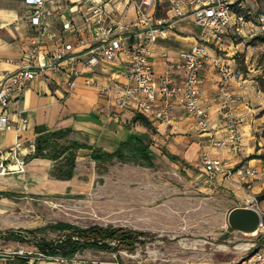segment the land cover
I'll return each instance as SVG.
<instances>
[{"label": "crops", "instance_id": "1", "mask_svg": "<svg viewBox=\"0 0 264 264\" xmlns=\"http://www.w3.org/2000/svg\"><path fill=\"white\" fill-rule=\"evenodd\" d=\"M235 2L237 6L245 7L244 2L240 0H235ZM47 6L57 11L48 20V32L41 38L47 48L53 49L62 41L76 45L80 37L90 39L92 32L91 28L87 27L88 5L84 0H48ZM108 6L109 9L113 8L111 4ZM114 7L121 12L118 19L124 21L135 19L132 6L122 3ZM29 13L30 7L26 4V0H0V87L5 81L6 74L16 71L23 63L28 45L39 38L37 28L29 20ZM65 21H71L73 27L64 29ZM247 30L259 31L257 25L252 20H248L242 32L231 33L218 47L209 48L210 58L201 70V96L204 102L212 104L209 119L213 127L212 132L216 139H226L231 145L232 141L227 136L222 116V105L216 98L219 73L213 61L219 57L229 63L231 68L242 69L234 55L239 52L246 53L245 63L249 65L251 73L245 74L242 69V79L232 85L233 90L240 96V102L235 106V110L245 129L244 148L240 151L230 145H212L209 132L199 130L196 120L189 116L180 105L173 107L171 122L156 120L142 114L136 104L127 109L119 108L116 92L112 90L108 94L103 90L107 86L114 88L123 79L118 73L117 63L86 68L83 64L86 56L81 54L77 58L80 70L78 74L71 71L72 61L68 60L64 63L63 69H49L35 77L21 93L13 96L8 107L12 129L0 128V158L8 159L10 167L15 168V159L8 154V150L19 140L21 142L20 153L27 163L23 171L12 170L7 174H0V229L15 227L16 223L19 226L15 228L27 227L20 225L22 222H14L6 217L12 206L17 203L23 206L24 199L28 195L40 197L43 194L81 192L85 187L96 183V175L93 174L95 176L91 177L88 172L84 171L86 165L89 164L93 165L94 171L97 170V162L91 158L92 150L88 148L78 150L75 173L71 179L52 177L50 169L53 160L35 156L38 126H46L53 131L71 128L72 131L60 139L62 142L78 140L94 148L110 152L117 150L121 141L127 140L132 134L143 136L145 144H147L146 139L158 140L165 146V158L172 161L168 153L173 154L177 156V160L184 161L189 167H196L201 154L205 151H209L213 157L228 159L233 163L262 166L264 159L258 155L260 149L257 150L250 131L255 110V107L251 106L256 101H261V95L258 92L257 83L250 76L254 70L252 59L255 50L249 48L251 47L249 44L251 32L248 33ZM199 33V26L193 17L189 16L178 20L168 31L166 37H159L150 55V61L156 73H164L170 62L177 60L183 51L191 48L197 42ZM235 35L243 37L242 41L234 42ZM93 45L95 43L89 41L83 49L87 50ZM181 75H178V78L183 76ZM73 81L76 83L72 86ZM136 114L145 116L151 123V127L141 120H134ZM24 119L28 120L27 130L21 129ZM148 146L153 152L151 146ZM110 164L107 163L108 168ZM200 169L204 171V168ZM204 174H206L205 171L200 173L202 176ZM104 179L106 178L103 175L98 178L99 181H104ZM214 180L227 181L222 177ZM259 180L262 181V185ZM257 182L260 184L254 185V189L258 187L259 191L263 190L264 176L261 175L254 184ZM233 183L229 184L233 186L235 193L239 197H244L245 188ZM13 223L15 226H11ZM96 224L107 226L100 223L93 225ZM45 225L47 224L43 222L28 227L38 228ZM4 248L0 254H10V251H5L7 248H24L28 251L24 254L12 253L10 254L13 256L11 259L0 257V264H19L15 261L16 256L22 260L28 259L27 264L130 263L129 258L123 256V250L114 252L88 248L76 253L73 257H64L45 255L39 251L37 246L29 249L25 242L16 240H6Z\"/></svg>", "mask_w": 264, "mask_h": 264}, {"label": "built area", "instance_id": "2", "mask_svg": "<svg viewBox=\"0 0 264 264\" xmlns=\"http://www.w3.org/2000/svg\"><path fill=\"white\" fill-rule=\"evenodd\" d=\"M47 1L26 0L30 7L29 20L37 28L40 39L28 45L23 63L16 71L6 74L0 87V128L12 129L8 107L15 94L21 93L40 73L63 69L68 60L72 61L71 71L78 74L77 58L84 54L86 68L117 63L118 73L123 79L114 88L107 86L103 90L108 94L112 90L116 92L119 108L127 109L136 104L142 114L171 122L173 107L180 105L196 120L199 130L209 132L212 145H230L226 139H216L212 132L209 120L212 104L204 102L201 96V70L210 58L209 48L218 47L231 33L242 32L249 20L250 13L235 7V0H84L88 5L87 27L91 28L92 36L90 39L80 37L76 45L62 41L53 49L47 48L41 40L48 32V20L57 12L47 6ZM122 3L133 7L134 20L118 19L121 12L114 6ZM109 4L113 5L112 9H109ZM161 7L166 9V17L158 15ZM189 16L200 27L197 42L183 51L177 60L170 62L164 73L157 74L150 61L153 45L159 37H166L178 20ZM257 21L258 28L264 32V13L258 16ZM63 27L71 29L72 22L65 21ZM89 41L95 45L83 49ZM213 63L219 73L216 98L222 105L225 129L232 141L230 146L240 151L244 148L245 129L235 110L240 96L232 85L242 79L243 71L231 68L219 57ZM180 74L183 76L178 78ZM75 83L73 81L71 85ZM21 129H28L27 119L22 121ZM20 145L18 140L8 150L15 159V168L10 167L8 159L0 158V174L25 169L27 163L20 153ZM200 160L211 180L222 177L246 190H253L256 179L264 176V164L257 167L233 163L213 157L209 151L203 152ZM243 264H264V247L256 250Z\"/></svg>", "mask_w": 264, "mask_h": 264}, {"label": "rangeland", "instance_id": "3", "mask_svg": "<svg viewBox=\"0 0 264 264\" xmlns=\"http://www.w3.org/2000/svg\"><path fill=\"white\" fill-rule=\"evenodd\" d=\"M240 2H244L245 7L236 4L235 7L250 13L249 20L258 27L264 0ZM158 15L166 17V9L161 7ZM258 30H247L252 35L249 34V48L255 50L254 70L250 76L261 95V101L251 106L255 110L250 131L257 150L260 149L258 155L264 159V32ZM233 39L238 43L243 37L235 35ZM234 56L245 74L251 73L245 63L246 53L239 52ZM146 143L153 150V164L148 165L143 157L127 153L110 162L108 171L102 174L106 178L104 181L98 180L102 175L94 171L93 165H86L84 171L97 177L93 186L85 187L81 192L40 197L28 195L23 206L18 203L12 206L6 217L27 227L15 228L18 223L16 226L13 223L11 226L15 227L0 229V234L15 230L27 235L26 231L35 229L29 225L59 221H68L76 227L100 223L144 231L146 234L140 237L141 242L137 243L134 252L123 250L129 264H243L256 250L264 247V199L258 197L263 190L259 191L258 187L245 189L246 195L239 197L229 184L233 182H220L211 180L206 174L200 175L204 172L200 169L203 170L201 160L196 167H189L184 161L165 158V146L160 141L146 139ZM247 205L257 207L263 218V226L254 234L235 230L228 222L233 208ZM61 234L50 229L34 235L55 240ZM27 240L25 245L29 249L35 248ZM5 241L0 239V251H4ZM5 251L24 254L28 250L7 248Z\"/></svg>", "mask_w": 264, "mask_h": 264}, {"label": "trees", "instance_id": "4", "mask_svg": "<svg viewBox=\"0 0 264 264\" xmlns=\"http://www.w3.org/2000/svg\"><path fill=\"white\" fill-rule=\"evenodd\" d=\"M134 120H141L148 127H151L149 120L141 114H136ZM36 131L37 148L35 156L53 160L50 175L57 179H71L74 176L76 159L80 148L92 150L90 156L97 162L96 168L99 174L108 171L107 163L113 162L115 158H121L127 153L143 157L148 161V165L153 164V152L144 143L143 136L132 134L127 140L121 141L117 150L110 152L94 148L90 144L78 140H71L68 143L62 142L60 139L68 135L72 131L71 128L53 131L46 126H38ZM168 155L173 160L177 159V156L173 154L168 153ZM258 197L260 200L264 199V189ZM50 229L61 232L60 238L53 240L34 235ZM25 233L27 235L10 230L5 235L0 234V239L20 242H27V239H29L45 255L73 257L76 253L88 248L114 252H119L120 250L134 252L137 248V243L141 242L140 237L146 234L144 231L130 230L113 225L101 226L96 224L88 227H76L72 223L63 221L47 224ZM15 261L19 264H27L28 259L22 260L19 256H16Z\"/></svg>", "mask_w": 264, "mask_h": 264}, {"label": "water", "instance_id": "5", "mask_svg": "<svg viewBox=\"0 0 264 264\" xmlns=\"http://www.w3.org/2000/svg\"><path fill=\"white\" fill-rule=\"evenodd\" d=\"M228 222L231 228L243 232L253 233L262 226V215L253 206H237L228 215ZM0 257L11 259L10 254H0Z\"/></svg>", "mask_w": 264, "mask_h": 264}, {"label": "bare ground", "instance_id": "6", "mask_svg": "<svg viewBox=\"0 0 264 264\" xmlns=\"http://www.w3.org/2000/svg\"><path fill=\"white\" fill-rule=\"evenodd\" d=\"M141 221L143 222L144 220H141ZM254 233H256V231H255V232H253V234H254Z\"/></svg>", "mask_w": 264, "mask_h": 264}]
</instances>
